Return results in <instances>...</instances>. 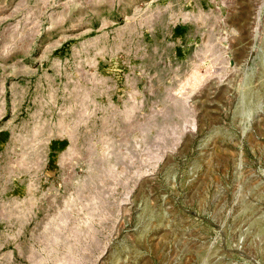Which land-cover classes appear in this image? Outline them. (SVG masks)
<instances>
[{
  "label": "rangeland",
  "instance_id": "rangeland-1",
  "mask_svg": "<svg viewBox=\"0 0 264 264\" xmlns=\"http://www.w3.org/2000/svg\"><path fill=\"white\" fill-rule=\"evenodd\" d=\"M0 264H264V0H0Z\"/></svg>",
  "mask_w": 264,
  "mask_h": 264
}]
</instances>
